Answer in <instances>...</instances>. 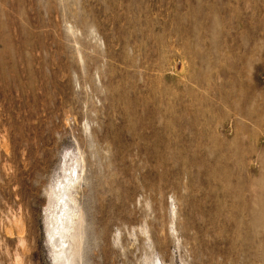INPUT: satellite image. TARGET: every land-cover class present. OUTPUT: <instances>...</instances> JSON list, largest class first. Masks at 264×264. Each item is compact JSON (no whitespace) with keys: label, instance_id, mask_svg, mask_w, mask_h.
<instances>
[{"label":"rangeland","instance_id":"obj_1","mask_svg":"<svg viewBox=\"0 0 264 264\" xmlns=\"http://www.w3.org/2000/svg\"><path fill=\"white\" fill-rule=\"evenodd\" d=\"M66 156L81 264H264V0H0V264Z\"/></svg>","mask_w":264,"mask_h":264},{"label":"bare ground","instance_id":"obj_2","mask_svg":"<svg viewBox=\"0 0 264 264\" xmlns=\"http://www.w3.org/2000/svg\"><path fill=\"white\" fill-rule=\"evenodd\" d=\"M81 170L77 158L66 156L47 186L43 228L53 264H81V210L72 193Z\"/></svg>","mask_w":264,"mask_h":264}]
</instances>
